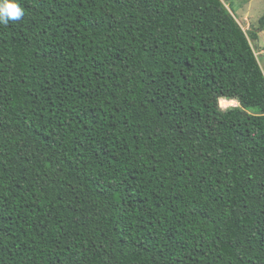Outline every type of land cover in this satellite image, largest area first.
<instances>
[{
	"label": "trees",
	"instance_id": "trees-1",
	"mask_svg": "<svg viewBox=\"0 0 264 264\" xmlns=\"http://www.w3.org/2000/svg\"><path fill=\"white\" fill-rule=\"evenodd\" d=\"M16 3L0 264H264V16L246 33L232 0Z\"/></svg>",
	"mask_w": 264,
	"mask_h": 264
},
{
	"label": "rangeland",
	"instance_id": "rangeland-1",
	"mask_svg": "<svg viewBox=\"0 0 264 264\" xmlns=\"http://www.w3.org/2000/svg\"><path fill=\"white\" fill-rule=\"evenodd\" d=\"M238 24L243 31L249 33L258 27V20L264 16V0H232ZM228 8V6H227ZM258 34L256 41H251L253 49L258 57L264 71V31ZM238 106L237 102L227 100L220 101V108L225 110L230 107ZM249 113H254L255 109H248Z\"/></svg>",
	"mask_w": 264,
	"mask_h": 264
},
{
	"label": "clouds",
	"instance_id": "clouds-1",
	"mask_svg": "<svg viewBox=\"0 0 264 264\" xmlns=\"http://www.w3.org/2000/svg\"><path fill=\"white\" fill-rule=\"evenodd\" d=\"M23 15V10L16 3V0H0V24H7L11 20H19ZM227 100L224 98L219 99V107L220 100ZM227 101H235V99L227 100ZM238 104V102H237ZM235 107V106H234ZM232 108V107H230ZM221 109V108H220Z\"/></svg>",
	"mask_w": 264,
	"mask_h": 264
}]
</instances>
